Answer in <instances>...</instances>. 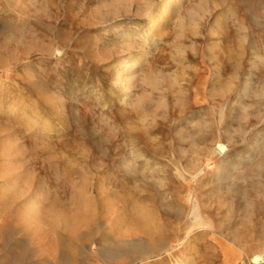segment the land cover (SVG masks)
<instances>
[{"label": "rangeland", "instance_id": "rangeland-1", "mask_svg": "<svg viewBox=\"0 0 264 264\" xmlns=\"http://www.w3.org/2000/svg\"><path fill=\"white\" fill-rule=\"evenodd\" d=\"M163 4L0 0V264H264V0Z\"/></svg>", "mask_w": 264, "mask_h": 264}, {"label": "bare ground", "instance_id": "bare-ground-1", "mask_svg": "<svg viewBox=\"0 0 264 264\" xmlns=\"http://www.w3.org/2000/svg\"><path fill=\"white\" fill-rule=\"evenodd\" d=\"M179 0H164V4H163V9L162 11H169L173 5H176L178 3ZM176 11V10H175ZM155 26V22L153 21L151 26L149 27V30L147 32V35L151 36V32H153L154 30V27ZM157 30V29H156ZM128 38V37H127ZM153 38V37H152ZM148 40V39H147ZM148 42V41H147ZM128 43V42H127ZM211 44V43H210ZM212 45V44H211ZM207 50H209L210 54L212 53V51L210 50V47L206 46ZM206 50V51H207ZM141 53V52H140ZM208 53V54H209ZM142 54V53H141ZM140 55V54H138ZM241 55V54H240ZM206 56V55H205ZM208 57V56H206ZM213 57L215 56H210L208 59L209 61L212 63L209 65L208 68H206V75L205 76H202V78L200 79L199 81V85L198 87L201 88V89H204L206 91V80H207V77L210 75V77H212L211 79V82H212V87H214V85H216L217 83H219L220 81H217V79L219 77H221V66L219 64V62H217V57L214 59ZM242 57V56H240ZM263 58L264 56L260 55L258 52H253L252 53V61H251V65H249L250 67L252 65H255L256 62H259V63H262L263 62ZM135 63V62H133ZM131 64L130 63H125L123 66L128 67L130 66ZM121 66V64H120ZM134 67V66H133ZM123 69V68H122ZM128 71V70H127ZM26 74V73H25ZM130 74V73H129ZM236 74V73H235ZM27 76V75H26ZM237 74L235 76H233V78H230V80H228L229 84L227 83L226 85V88H228L227 86L228 85H232L234 83V80L233 79H237ZM251 77H252V72L249 71L247 72L246 76L244 77V80L241 82V87L239 89H237V92H245L248 90L250 84H251ZM209 79V78H208ZM31 80V78L28 77V81ZM131 78L129 77H123L121 76L117 70L115 71V77H114V83L119 84L125 91V94H128L130 89H131V85H130V81ZM212 89V88H211ZM210 89V90H211ZM214 89V88H213ZM208 90V91H210ZM224 93V92H223ZM222 94V93H221ZM120 97V96H119ZM122 99H125L122 98ZM139 104V103H138ZM246 105V104H245ZM241 118V117H240ZM233 135V134H232ZM255 137V136H254ZM257 141H259L258 139H253L252 140V143H251V146H256L257 144ZM262 146V145H261ZM253 147L249 150H247V154L246 156H250L251 154V151H252ZM214 150H217V151H220L221 153H223V155L225 154L226 152V145L222 142H216V146L214 147ZM237 164L238 163H233L232 161H228L227 158H223L217 168V171L215 173V175L218 177V178H230L232 176L235 175H239V176H242V173L243 172H236V168H237ZM218 180V179H217ZM40 191V189H39ZM41 197V194L40 192H35L33 194V196L31 197V199L29 201H27V199L25 198V200L27 201L24 206H23V209L24 210H28L27 207H35L37 206V200ZM186 243V240L185 242ZM155 246V245H154ZM152 247L153 246H149L147 247V252H151L152 251ZM185 251V250H184ZM113 252V251H112ZM124 255V254H123ZM252 259L255 261V262H261V261H264V255L262 253H256ZM183 263V258L182 257H179V258H176L174 260L173 263L171 264H182Z\"/></svg>", "mask_w": 264, "mask_h": 264}]
</instances>
